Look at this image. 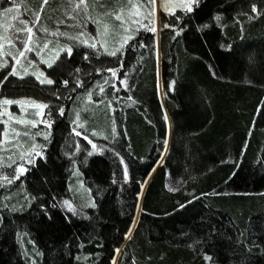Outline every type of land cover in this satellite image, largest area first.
<instances>
[{
	"label": "trees",
	"instance_id": "trees-1",
	"mask_svg": "<svg viewBox=\"0 0 264 264\" xmlns=\"http://www.w3.org/2000/svg\"><path fill=\"white\" fill-rule=\"evenodd\" d=\"M126 1L87 0L100 39H123ZM42 2L15 0L33 20ZM65 10L49 0L39 22L74 38L53 85L0 72V97L48 104L51 123L0 194V264H264V0L162 11L159 35L131 24L117 57L81 43L97 26Z\"/></svg>",
	"mask_w": 264,
	"mask_h": 264
},
{
	"label": "snow or ice",
	"instance_id": "snow-or-ice-1",
	"mask_svg": "<svg viewBox=\"0 0 264 264\" xmlns=\"http://www.w3.org/2000/svg\"><path fill=\"white\" fill-rule=\"evenodd\" d=\"M12 3L15 4V0H12ZM48 3H49V0H43L42 4L40 5V11L34 13V17H35L34 20H32V21L19 20V23L24 25L23 28H16L12 24V21H16L19 19V14H18V9L20 7L19 5H16L15 8H11V7L7 8L2 13H0V15L3 16L4 21L8 26L5 29V34L0 35V50L4 49V47L6 45L10 49L7 52L0 51V55L12 56L13 60H15V65L12 67L11 71L8 73V76H19L20 79H23L24 76L29 75L28 68L23 67V65L21 64V58L27 59V56H26L27 53H35L37 56H40V54L43 52V50L48 48V43H45L43 45V47L40 48L39 51H37V45H36L37 37L33 31V29L36 27V25L39 24V22H40L41 13L44 10V6L47 5ZM155 3H156V0H144V2L140 5H129V6L134 7V8L135 7L144 8L146 15L142 14L143 19L148 20L147 25H143L142 19L137 20L136 23H137L138 27L135 29L136 31H139V25H143L145 30H149L152 32L156 31L155 26H154ZM200 3H201V0H188L187 3L181 4L180 7L187 12H192L193 11V5H196V7H199ZM65 4H66V10L64 12V16L67 19L74 21V24L71 26L83 27L84 29H86L89 23H93L97 26V30L99 32V25H100L101 21L100 20H93L87 0H65ZM149 5H151L152 7L149 8L148 7ZM122 11H123V9H121V12ZM251 11L253 13L257 12V9L254 5H253ZM104 15L112 16L113 13L105 12ZM9 17H11V19H9ZM248 18L251 19L252 17L249 16ZM114 19L117 21H121V25L123 26L124 21L122 19V15L120 13L115 14ZM214 19H215V21H221L222 16L216 15L214 17ZM64 22H65L64 20H59L58 24H63ZM29 24H31V26H29ZM167 26L168 25H165V27H167ZM9 29H12V31L9 32ZM38 30L40 32L44 33L45 36L67 37L68 40L74 39L72 36H68V34L66 32H60L59 30L49 32V30L46 27H40ZM105 31H107V25H105ZM125 31H127V29H125ZM20 32L25 33L24 39H20V37L17 35V33H20ZM85 34H86L85 32H81L80 36H84ZM77 38H79V37H77ZM132 38L133 37L131 35L125 37L119 47H116L112 50H108L107 48H105V52L107 53V55L112 56V57H117L118 53L122 55L123 54L122 50L124 48V45L128 42V40H130ZM91 39H93V41H95L94 36L91 37ZM17 42L19 43L20 47H17ZM57 43H59V42L57 41ZM81 43L85 44L87 47H90L94 50L97 48V45L95 42L88 43L87 39L81 40ZM11 49L16 50L15 55L13 54ZM60 52H67L68 56H71L72 55V46L65 43L56 52V56L51 62L44 61V60H41V62L47 63V66L49 68L52 67V64L55 63V60L59 59ZM84 58L88 59L89 58L88 54H85ZM28 63L31 65V64H34L35 61L29 60ZM120 64L122 67L123 66L122 62H120ZM16 65H19L22 68V74H21V71L18 70ZM7 66H8V62L6 60H4L3 62H0V69L5 68ZM77 71H79V69H77ZM107 71H110L111 75L113 77L117 76L118 69H107ZM32 75H35L36 79L39 80V82L41 84L53 85L55 83V81L52 79L41 78V77H44L43 72H40L38 75L36 73H32ZM8 76H5V80H7ZM0 83H3V82L0 81ZM67 83H68L67 81H64L65 85H67ZM120 84L123 86V88L125 90H130L127 79H120ZM77 86H79V83ZM113 87H115V86L113 85ZM100 91H101V93H103L104 89L101 87ZM116 91L118 92V91H120V89L116 88ZM89 95L91 96V93ZM57 98H59V97H57ZM14 103L20 104V105L31 104V105H34L36 108H39V109H49L50 108V106L48 104H35V102L32 100H16V101H14L11 99H3L2 101H0V104L5 105V106L12 105ZM59 114L64 115L63 108H61L59 110ZM3 115H9V119L10 120L12 119L11 115L7 113V110H5V112H3V113H0V116H3ZM49 115H51V111H49ZM164 119L167 120V116H165ZM18 122H20V121L18 120ZM23 122L26 124L30 123L32 125V127L36 126V122H34V121H23ZM43 123H45L48 128H51V123L49 121L45 120V121H43ZM11 132H12V134H14V136L20 135V133L15 132V129H12ZM115 132H116V129L113 128V134H115ZM4 135H5V140H7L8 135H9L8 131H5ZM24 135L27 136L28 133H24ZM35 135L36 136H43L44 140H48L51 133L50 132H37ZM76 135L80 136L81 133L76 132ZM93 135H96V133H93ZM84 138L87 139V137H84ZM30 139H32L34 141L35 137H30ZM8 142H11V141H8ZM89 143H91V141H89ZM166 143H167V141H165V144ZM92 146H93V148L96 147L95 144H93ZM40 148H42L41 145H37L33 142L30 151L27 154L21 155V161L22 162L19 164H17V162L15 160H11V156H9L7 158L0 156V178L5 180L8 185L14 184L15 181L19 180L20 176L23 175L28 170L24 166V164L25 163H28V164L34 163L33 153L35 154V156H42L43 155V153L38 150ZM5 150L10 151L9 149H5ZM89 155H91V153H89ZM5 159L11 160V163H5ZM121 163H124L123 159L121 160ZM13 165H15V167H13ZM5 168H12V171L5 173L4 172ZM123 171H124V177L127 178L128 168H127L126 164H125ZM113 182H115V181H113ZM4 186L5 185L0 184V187H4ZM173 190L174 189H171V188L169 189V191H173ZM189 203H191V201H189ZM63 204L65 205V207L67 208V210L69 212L75 213V209L72 207V205L70 204V202L68 200L63 201ZM91 206L95 207V204H93ZM181 207H184V205H182ZM238 243H240V241H238ZM116 252H117V254H119L118 249L116 250ZM205 259L211 260L212 257L205 256ZM112 264H116L115 258L113 259ZM134 264H135V262H134Z\"/></svg>",
	"mask_w": 264,
	"mask_h": 264
},
{
	"label": "rangeland",
	"instance_id": "rangeland-1",
	"mask_svg": "<svg viewBox=\"0 0 264 264\" xmlns=\"http://www.w3.org/2000/svg\"><path fill=\"white\" fill-rule=\"evenodd\" d=\"M1 2H4V5H2ZM143 2H144V0H127L125 2L124 5H127L126 6L127 10L125 11V14L122 16V19L124 21L123 26H122L123 30H124L123 39L125 37L129 36V32L131 30V24L133 26V29L135 27H138V25L136 23L137 20L142 19L143 25L148 24V20L143 19L142 14L146 15L144 8H140V7L134 8V7L129 6V5H140ZM187 2H188V0H156L155 12H154V26L156 29V31H155L156 34L159 35V33H160V15H161V12L164 11L166 13H174L175 11H177V9L181 8L180 7L181 4L187 3ZM16 5H19V4H11V2H9L7 0H0V13H2L7 8H10V7L15 8ZM148 7L151 8L152 6L149 5ZM182 10H184V9H182ZM18 14H19V19L16 21H12V24L16 28H23L24 27L23 24L19 23V20H27V21L33 20L32 18H29L26 15V13L24 12V9L21 6L18 9ZM9 19H11V17H9ZM1 23H2V25L0 26V35H4L5 29L8 26L5 23L2 15H0V24ZM120 23H121V21H120ZM143 25H139V27L142 28ZM29 26H31V24H29ZM40 27H42L41 23L37 24L36 27L33 29V31L37 37V39H36L37 51H39V49L42 48L45 43H48V48L44 49L43 52L40 54V56H37L35 53H27L26 54L27 59L21 58V64L23 65V67L28 68V72H29L28 76H34L36 78V76L32 75V73H36L38 75L40 72H43L44 77H41V78L50 79L46 74V69L49 67L47 66V63H42L41 60L51 62L55 58L56 52L59 50L60 47H62L61 45L64 44L63 39H66L67 37L45 36L44 33L40 32L38 30ZM125 29H127V31H125ZM11 31H12V29H9V32H11ZM49 32H52V31H49ZM95 32H98V30H95L94 34L93 33H89V34L86 33L84 35V37L81 36L80 39L81 40L87 39L88 43L95 42L96 45L100 46V48L103 49L104 51H105V48L110 50V48H113V46L119 47L120 43L123 41V39H121V38L118 39V37H116L115 39L111 38L107 34V31H105V30H104V33L107 35L106 36L104 35V38L100 39L95 34ZM17 35L20 37V39L25 38L24 32L17 33ZM91 36L95 37V41H93V39H91ZM107 37H110V38H107ZM106 39H108V40H106ZM57 41H59V43H57ZM117 41H118V43H117ZM60 43H62V44H60ZM116 43H117V45H116ZM76 44H78V41L76 42ZM70 46H72V44ZM17 47H20L18 42H17ZM9 50H10L9 47L6 45L4 47V49H2L0 51L7 52ZM11 51L13 52L14 55L16 54L15 49H11ZM72 51H73V48H72ZM62 53L63 52H60L59 57L61 56ZM4 60H6L8 62V66L0 69V72L8 69L9 70L8 73H9L11 71L12 67L15 65V60H13L12 56L0 55V62H3ZM29 60L35 61V63L30 65L28 63ZM57 60L58 59H56L55 62ZM54 64L55 63H53L52 66ZM16 67L18 68L19 71H21V74H22V68L19 65H16ZM3 99H7V98L0 97V101H2ZM16 100H19V99H14V101H16ZM23 100H26V99H23ZM33 101L35 102V104H45V103H42V102H39L36 100H33ZM5 110H7V113L11 115L12 119L11 120L9 119V115L0 116V156H3L5 158L11 156V160H15L17 162V164H19L22 162L21 161V155L27 154L30 151L33 142L37 145L42 146V143L40 144V141H41V139H43V136H36L35 134L37 132H41V130H42L41 127L43 125H46L45 123H43L46 109H39V108H36L34 105H31V104L20 105V104L14 103L12 105H7V106L0 104V113L5 112ZM18 120L20 122H18ZM23 121H34V122H36V126L32 127V125L30 123L26 124ZM12 129H15V132L20 133V135L14 136V134H12V132H11ZM5 131H8V133H9L7 140H5V135H4ZM24 133H28V135L25 136ZM30 137H35V140L33 141L32 139H30ZM8 141H11V142H8ZM5 149H9L10 151H6ZM38 150H40V149H38ZM168 151H169V149L166 150L165 157L167 156ZM33 156H34V160L39 157V156H35L34 153H33ZM11 160L5 159V163H11ZM13 167H15V165H13ZM4 172L7 173V168L4 169ZM5 182H6L5 180L0 178V184L5 185L4 187H0V194L6 188ZM80 187L82 188V185H80Z\"/></svg>",
	"mask_w": 264,
	"mask_h": 264
},
{
	"label": "bare ground",
	"instance_id": "bare-ground-1",
	"mask_svg": "<svg viewBox=\"0 0 264 264\" xmlns=\"http://www.w3.org/2000/svg\"><path fill=\"white\" fill-rule=\"evenodd\" d=\"M43 140V139H42ZM44 149H46V148H44Z\"/></svg>",
	"mask_w": 264,
	"mask_h": 264
}]
</instances>
